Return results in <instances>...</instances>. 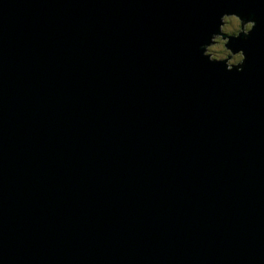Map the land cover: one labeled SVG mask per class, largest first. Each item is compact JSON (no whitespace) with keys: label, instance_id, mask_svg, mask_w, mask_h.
<instances>
[{"label":"water","instance_id":"95a60500","mask_svg":"<svg viewBox=\"0 0 264 264\" xmlns=\"http://www.w3.org/2000/svg\"><path fill=\"white\" fill-rule=\"evenodd\" d=\"M0 264H264V0H0Z\"/></svg>","mask_w":264,"mask_h":264},{"label":"clouds","instance_id":"9594fccd","mask_svg":"<svg viewBox=\"0 0 264 264\" xmlns=\"http://www.w3.org/2000/svg\"><path fill=\"white\" fill-rule=\"evenodd\" d=\"M257 27L256 18L224 12L218 18L216 30L200 44L202 58L211 65L222 66L226 73L243 75L249 61L246 50L241 48L237 51L229 45L234 39L249 41Z\"/></svg>","mask_w":264,"mask_h":264}]
</instances>
